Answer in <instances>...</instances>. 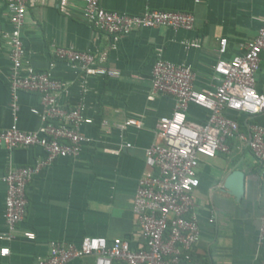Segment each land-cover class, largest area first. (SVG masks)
<instances>
[{"label": "crops", "instance_id": "crops-1", "mask_svg": "<svg viewBox=\"0 0 264 264\" xmlns=\"http://www.w3.org/2000/svg\"><path fill=\"white\" fill-rule=\"evenodd\" d=\"M100 5L107 12L131 16L146 10L190 14L194 29L141 30L115 40L97 31L85 17L84 0H40L28 8L22 31L25 68L47 73L64 84L59 104L84 109L86 122L81 131L92 142L83 146L77 158L58 160L31 180L26 188L27 215L10 241L1 239L7 232L6 187L1 179L9 167L34 165L44 153L40 148L10 152L0 148V250H9L8 256L0 255V264H35L48 254L50 242L78 244L86 237L122 239L140 248L133 197L146 171L145 150L156 141V123L170 117L174 105L170 97L148 100L152 65L163 59L187 66L195 75L198 91H213L220 41H227L223 59L241 55L243 45L256 37L264 20V0H100ZM9 31L7 10L0 0V130L12 124L9 50L4 38ZM59 48L100 55V69L112 75L88 76L80 66L56 59L54 50ZM255 90L264 96V55ZM18 103L19 129L37 131L41 123L31 113L38 107L37 97L20 93ZM207 115L202 108L190 106L187 119L203 124ZM228 115L243 132L251 122L264 127V112L250 118L233 112ZM129 118L139 120L141 129L121 132L118 126ZM229 145L228 155L199 159L194 198L200 239L190 264H264V243L258 246L264 172L246 146L238 140ZM234 170L244 175L238 196L223 188ZM27 233L35 238H25ZM68 264H94V259Z\"/></svg>", "mask_w": 264, "mask_h": 264}, {"label": "built area", "instance_id": "built-area-1", "mask_svg": "<svg viewBox=\"0 0 264 264\" xmlns=\"http://www.w3.org/2000/svg\"><path fill=\"white\" fill-rule=\"evenodd\" d=\"M3 1L10 25L4 38L9 50L7 82L12 124L0 130V148L8 152L40 148L44 153L34 165L9 167L1 179L6 187L4 218L7 227L1 239L10 241L27 215L26 188L31 180L58 160L77 158L83 146L92 141L81 131L86 122L84 109L59 104L65 92L64 84L47 73L25 68L22 31L28 8L40 0ZM84 15L97 31L115 40L136 31L159 28L190 32L195 24L192 15L180 12L146 10L138 16L107 12L100 0H84ZM242 48L241 55L225 60L227 41H220V57L213 67L217 84L213 91H198L195 75L187 66L163 59L152 65L148 100L170 97L174 105L171 116L159 118L156 123V141L145 150L146 171L138 180L133 197L132 213L141 233L142 246L135 249L129 241H108L101 237H86L78 244L50 242L48 254L38 258L35 264H68L87 257H92L94 264L192 263V253L200 239L194 198L199 186V159L228 155L231 152L229 142L238 140L248 148L264 172V127L251 122L243 132L237 120L228 115L233 112L250 118L264 112V96L255 90V76L264 55V20L256 37ZM54 56L80 66L88 76L112 75L100 69L101 56L92 52L59 48L54 50ZM20 93L32 94L38 99V107L31 110L41 123L37 131L25 132L18 127ZM190 106L208 113L205 123L188 121ZM107 125L105 121L102 123L104 127ZM173 125H176L175 132ZM141 127L139 120L129 118L118 129L126 132ZM24 236L29 240L35 238L30 233ZM263 243L264 215L260 218L258 246ZM0 255L8 256L9 250H0Z\"/></svg>", "mask_w": 264, "mask_h": 264}, {"label": "water", "instance_id": "water-1", "mask_svg": "<svg viewBox=\"0 0 264 264\" xmlns=\"http://www.w3.org/2000/svg\"><path fill=\"white\" fill-rule=\"evenodd\" d=\"M243 186L244 175L238 170H234L230 174H228L223 183V188L234 194L235 196L242 194Z\"/></svg>", "mask_w": 264, "mask_h": 264}, {"label": "clouds", "instance_id": "clouds-1", "mask_svg": "<svg viewBox=\"0 0 264 264\" xmlns=\"http://www.w3.org/2000/svg\"><path fill=\"white\" fill-rule=\"evenodd\" d=\"M178 119H179V117H178ZM176 131V125H173V132H175ZM185 151H187V149H185Z\"/></svg>", "mask_w": 264, "mask_h": 264}]
</instances>
